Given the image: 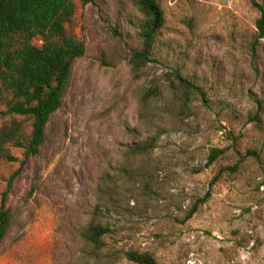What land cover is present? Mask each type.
<instances>
[{"label": "rangeland", "instance_id": "obj_1", "mask_svg": "<svg viewBox=\"0 0 264 264\" xmlns=\"http://www.w3.org/2000/svg\"><path fill=\"white\" fill-rule=\"evenodd\" d=\"M74 2L67 28L86 51L41 153L13 180L14 222L0 264H138L129 251L149 252L159 264H264L259 12L250 0H159L166 23L152 61L136 69L143 15L133 0ZM178 76L204 96L191 93L186 104ZM155 86L158 95L146 98ZM256 113L260 122H250ZM154 135L157 148L128 160L127 145ZM213 148L224 153L208 165ZM11 151L19 161L0 163V206L24 159V149ZM101 178L120 179L121 192L129 191L121 215L106 218L114 225L107 248L95 252L83 232ZM144 178L152 192L143 190Z\"/></svg>", "mask_w": 264, "mask_h": 264}, {"label": "trees", "instance_id": "obj_2", "mask_svg": "<svg viewBox=\"0 0 264 264\" xmlns=\"http://www.w3.org/2000/svg\"><path fill=\"white\" fill-rule=\"evenodd\" d=\"M81 1L88 3L91 0ZM250 1L259 12L254 34V42L259 43L264 38V0ZM133 2L143 15L139 25L140 47L134 50L131 58L133 66L140 69L152 61V53L165 26L166 16L159 0ZM75 11L74 0H0V117L10 118L0 124V163L19 161L12 154L11 147L24 149L21 167L10 176L2 193L0 249L14 222L13 211L7 206L13 180L31 157L41 153L51 117L62 106L75 63L86 51L85 43L67 28ZM178 79L184 88L186 104L191 101V93L204 96L201 86L181 76ZM158 93L159 88L155 86L147 91L145 97ZM28 120L29 132L25 124ZM250 122H260V114H254ZM158 145L159 136L154 135L127 145L125 154L128 160L148 156ZM223 153L224 149L213 148L208 165ZM124 171L127 172L126 168L118 173L124 176ZM101 182L93 217L83 232L85 243L95 252L107 248V238L113 233L114 225L106 218L121 215L119 209L125 207L123 201L129 191L126 189L125 193L121 192L120 179L117 178H101ZM142 183L146 193L152 192L147 178ZM205 201L200 199L188 217ZM127 257L138 264H159L149 252L129 251Z\"/></svg>", "mask_w": 264, "mask_h": 264}]
</instances>
